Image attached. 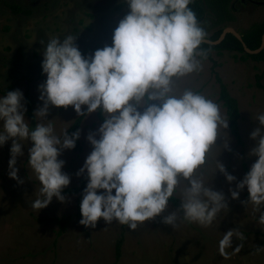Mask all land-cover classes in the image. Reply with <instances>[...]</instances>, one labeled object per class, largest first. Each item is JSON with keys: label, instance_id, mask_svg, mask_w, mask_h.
<instances>
[{"label": "clouds", "instance_id": "9594fccd", "mask_svg": "<svg viewBox=\"0 0 264 264\" xmlns=\"http://www.w3.org/2000/svg\"><path fill=\"white\" fill-rule=\"evenodd\" d=\"M192 2L127 0L130 12L114 30L113 45L88 58L71 34L63 40H41L47 79L39 85L43 106L35 112V127L30 128L25 117L21 90L0 97V146L12 140L9 176L19 183L23 181L16 163L24 155L22 141L32 142L28 165L41 185L38 198L30 204L33 209L46 208L53 197L66 200L62 193L70 176L62 171L65 161L58 157L63 149L75 148L80 138L79 131L69 135L67 129L56 135L53 124L44 122L51 106H73L80 116L100 109L105 117L99 139L89 133L93 150L77 173L87 171L88 176L81 225L95 228L103 218L107 224L116 221L136 230L139 224L162 217L161 222L172 227L178 220L207 227L228 207L225 194L213 190L200 169L217 145L220 130L229 127V119L218 103L202 93L175 88L178 79L202 70L208 56L200 47L208 33L189 7ZM254 119L259 126L250 133L256 143L249 156L258 159L230 191L238 199L247 187L249 197L242 203L255 205L258 223L264 225L260 207L264 205V113ZM223 146L228 147L227 139ZM217 170L229 183L237 180L219 159ZM182 180L186 186L179 208L162 215ZM232 235L229 231L220 240L222 255L231 246Z\"/></svg>", "mask_w": 264, "mask_h": 264}, {"label": "rangeland", "instance_id": "374dc122", "mask_svg": "<svg viewBox=\"0 0 264 264\" xmlns=\"http://www.w3.org/2000/svg\"><path fill=\"white\" fill-rule=\"evenodd\" d=\"M201 1L206 7L201 24L207 36L219 27H232L242 34L264 19V0H254L255 5L248 0H233L234 20L213 26V9L207 0ZM8 4H18L32 13H14ZM129 12L127 0H0V87L14 84L11 91L21 90L25 99L29 91L36 112L43 106L39 85L47 79L42 70L45 44L41 40L45 43L52 37L63 40L71 34L76 36L79 50L98 44L112 46L114 30ZM95 51H89L84 57L94 55ZM241 56L237 51L226 50L219 54L215 50L203 60L202 70L175 83L178 92L191 88L214 100L228 119L226 107L220 100L219 76L239 103L242 143L229 127L221 129L217 145L210 150L206 164L200 169L205 182L213 190L223 192L228 203L210 226L178 220L177 226L172 227L163 224L162 217H157L139 224L136 230L116 221L107 224L103 218L95 228L85 227L79 223L82 214H77L78 194L64 195V202L53 197L46 208L33 209L30 204L38 198L41 185L28 165L32 142L22 141L24 155L17 157L16 163L18 176L23 181L19 183L9 176L12 140H8L0 146V264H112L117 261L115 246L121 233L124 241L118 264H264V225L258 223L260 212L255 205L242 203L249 197L247 187L238 199H233L230 191L258 159L249 156L256 143L250 133L259 126L255 116L264 113V88L258 85L259 76L264 85V62ZM4 95L6 93H0V97ZM82 107L86 112L87 106ZM98 111L85 115L82 120L79 128L82 149H63L58 157L65 161L62 171L70 176L67 187L78 185L87 174L85 171L77 175L93 150L87 139L89 133H96L99 139L98 129L103 123ZM79 116L73 106H51L48 120L44 122L53 124L56 135L62 136L65 129L71 135L70 127ZM25 117L30 124L27 112ZM2 125L0 121V130ZM225 139L228 147L223 146ZM218 159L228 173L237 177L236 181L229 183L224 173L216 171ZM185 186L182 180L171 197L178 204L170 199L162 215L179 208ZM260 207L264 211V205ZM67 215H72V219L58 236L60 227L54 218ZM229 231L233 233L231 246L226 247V255H222L220 240Z\"/></svg>", "mask_w": 264, "mask_h": 264}, {"label": "trees", "instance_id": "16d2710c", "mask_svg": "<svg viewBox=\"0 0 264 264\" xmlns=\"http://www.w3.org/2000/svg\"><path fill=\"white\" fill-rule=\"evenodd\" d=\"M209 2V5L212 7L213 12H214V20L212 22L211 25L213 26H220L221 24L224 23V21H232L234 20V16L232 14V7L234 8V6H232V2L233 0H207ZM8 6L11 8V10L14 13H22L25 15H30L32 13V11L30 9H25L22 6L18 5V4H8ZM189 7H191L194 12L196 13L199 21L202 23L205 19V10L206 7L204 5V3L201 0H193V2L189 5ZM224 30V27L221 28L219 27L213 34H211L210 36H207V39H211L213 41H216L220 38L222 32ZM242 37L245 41V43L247 44V46L251 49H258L261 44H262V39H263V35H264V19L259 22V23H255L253 24L252 27H250L246 32H243ZM105 46L98 44L92 47H85L84 49L80 50L82 52V54H86L89 51H93V50H97V49H102ZM202 49L207 50L208 51V57L211 56V53L213 51H217L219 54L222 53L223 51H237V52H241L242 59H247V58H252L256 61H263L264 62V48L256 53V54H250L248 52L245 51L244 46L242 44V42L232 33H227V35L218 43L216 44H209V43H202L200 46ZM22 51L21 49L19 50V58L21 57ZM44 74V73H43ZM218 81L220 82V100L223 103V106L226 107V111H227V115H228V119H229V128L232 132V134L237 138L238 142L242 143V136L240 133V127H239V119L241 116V112H240V108H239V103L237 98H235L234 96H232L228 89L227 86L221 82L222 80L220 79L219 76H217ZM258 85L262 88H264V85L260 82L261 76H259L258 78ZM14 87V84H9L8 86L2 88L0 87V93H7V91H11L12 88ZM26 107H27V115L30 118V128H34L37 121L35 118V110H34V106H33V100L31 98V95L29 93V91L26 92ZM98 116L100 118V120L102 121V123L104 122V115L102 113V111L99 109L98 111ZM84 116H79L76 118V120L74 121L73 125L70 127V134L75 133L77 131H79L80 125L82 123ZM76 150H81V142H80V138L78 140H76V146H75ZM87 179L88 176L87 174L85 176H83L80 179V182L78 185L76 186H70V187H66L63 189V195H67V194H78L77 197V208H78V215H81V209H80V205H81V201L83 199V193H84V189L87 186ZM171 200L174 201L175 204H178L177 201L174 198H170ZM72 219V215H67L65 217H56L54 218V220L57 221L58 225H59V230L57 232L58 236H61L63 234V232L66 230L68 224L70 223ZM124 241V234L121 233L120 237L117 239L116 241V246H115V252H116V262L112 263V264H118V260L120 259L121 255H122V244Z\"/></svg>", "mask_w": 264, "mask_h": 264}, {"label": "water", "instance_id": "95a60500", "mask_svg": "<svg viewBox=\"0 0 264 264\" xmlns=\"http://www.w3.org/2000/svg\"><path fill=\"white\" fill-rule=\"evenodd\" d=\"M229 32L232 33V34H234L242 42L245 51L248 52V53H250V54H256V53L260 52L264 48V35H263V39H262L261 46L258 49H251L245 43L242 35L238 31H236L234 28H232V27L225 28L223 30V32H222V34H221V36H220V38L218 40L213 41L211 39L205 38L204 41H203V43L205 42V43H209V44H216V43L220 42L227 35V33H229Z\"/></svg>", "mask_w": 264, "mask_h": 264}, {"label": "flooded vegetation", "instance_id": "af4514ba", "mask_svg": "<svg viewBox=\"0 0 264 264\" xmlns=\"http://www.w3.org/2000/svg\"><path fill=\"white\" fill-rule=\"evenodd\" d=\"M241 1H242V0H241ZM248 1L251 2V3L253 2L252 4H254V5L257 4L254 0H248ZM259 2H260V1H259ZM263 3H264V2H263ZM240 34H241V33H240Z\"/></svg>", "mask_w": 264, "mask_h": 264}]
</instances>
